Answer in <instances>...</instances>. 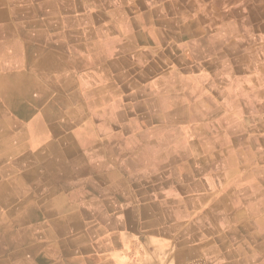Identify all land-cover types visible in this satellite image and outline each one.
Returning a JSON list of instances; mask_svg holds the SVG:
<instances>
[{
	"label": "bare ground",
	"instance_id": "obj_1",
	"mask_svg": "<svg viewBox=\"0 0 264 264\" xmlns=\"http://www.w3.org/2000/svg\"><path fill=\"white\" fill-rule=\"evenodd\" d=\"M97 1L99 2V0ZM130 1L133 0H109L107 6H103L93 15L92 18L98 25L95 28L90 26V29L82 32V36H94V41L89 44L76 45L72 51L77 64L82 65L96 61L100 62L101 68L89 76L80 77L75 75L76 66L72 62L67 61L66 58H58L54 53L45 54L41 61L34 63L32 69H25L26 63L34 59L41 50L28 43L26 39L20 38L19 34L45 42L48 37L44 35L45 33L43 34V30L41 34L26 32L29 28L28 24L15 25L10 21L13 13L17 17H21L19 14L31 12L32 8L27 0H18V6L14 10H0V257L3 258L0 260V264H43L49 261L54 264H86L87 261L79 257L78 247L89 249L88 239L93 238L94 235H99L104 242H109L105 252L111 250V253L108 254L104 252L106 257L98 256L95 259L96 263L122 264L123 261L119 254L120 246L114 239L115 233L107 231L116 224L109 228H106L104 224L110 221L119 223L121 216L124 218L122 211L114 212L112 215L106 212L108 204L112 207L110 204L111 197L104 200L97 196L91 199L88 197L90 193L95 195L96 192L100 195L125 193L123 190L129 186L128 178L120 169L118 172L113 171V168H117L113 164L114 154L117 149H124L125 152L132 150L138 143L139 132L142 127L149 128L151 133L155 129L149 122L152 119L160 122L162 127L167 126V131L162 132L161 138L159 134L151 136V141H155L156 145H159L160 142V145L162 144L161 151L156 157L158 159L156 163L164 165L168 170H181L172 173L170 178L176 177L188 192L187 196L184 197L181 192L171 190L166 197L176 201L177 207L186 209V204L199 206L208 196L202 191L206 187L204 178L199 177L189 181V178L197 171L205 172L206 176H209V167L212 163L210 157L207 158L201 153L206 152V148L210 149V139L203 137L204 140L200 141L196 137L197 132H207L209 128L200 122H197L199 125H193L192 110L210 112L212 124H216L219 119L229 123L228 115L223 116L221 105L207 97L202 85H186L182 83L184 77L178 73H175L176 78L170 84L168 81L159 80V78L153 79L155 95L142 97L139 104H137L138 102L133 103L131 97H135L138 92L145 88L138 85L136 80L131 77V73H138L139 76L143 75V77L149 74L153 75L164 54L159 53L152 60H148L149 56L144 49L135 56V59L130 61L129 56L135 47L134 45L138 43L137 36L134 34L135 24L137 20L146 21L143 24L148 23L147 14L141 15L140 13L141 7L147 3V0H134V4H131ZM42 3L48 9H55V13H59L61 10L62 13H65V10L79 7L78 2L70 0L60 2L43 0ZM192 3L193 1H189V5ZM114 5H118V7L115 8ZM227 6L228 4L225 5V8ZM2 7H4L3 0H0V8ZM173 7H177L174 2ZM36 10L34 9V11ZM127 12H135L136 18L132 17L131 20L125 15ZM210 13L213 14L214 10H211ZM181 14V20L178 21L164 19V17L159 20L165 29H154L159 39L164 40L168 37L169 30H173L175 26L181 29V36L178 35V39L183 36L191 39L201 35L199 43L194 42V46L198 47L204 56L213 57L215 62L221 59L218 64L219 68L213 73L215 78H206L211 87L217 92L235 91L236 93L226 92L231 102L234 101L235 96L240 97V93H249V90L256 91V86L251 87L255 85L256 79L250 78L248 81L238 83L233 77V74H237L238 69L245 70L247 68L250 53L238 55L243 57L241 63L244 68H240L239 63L229 62L225 59L228 57L225 47L221 48L223 50H217L219 42H223L226 47L229 44L228 47L233 52L237 49V43L228 42L226 44V37L224 39L222 35H209L210 32L205 30H200V32L194 30L191 25L205 22L203 15H197L187 24L183 18V13ZM65 19L63 21L65 25L91 22L90 16H81L78 20L69 17H65ZM149 19L152 21L151 16ZM212 19L209 20L211 25L215 23L214 17ZM58 23L59 16L58 18L52 17L44 23L40 20H34L30 26L43 29V24L48 26L58 25ZM245 24L241 21L240 26H245ZM151 27L147 29H153ZM7 36L11 38L6 39ZM176 36H173L172 39ZM70 38V36H65L64 41L66 42ZM78 54H83L84 58L81 60L76 58ZM109 56L111 57L109 66L113 70L119 69L121 66L128 69L127 72L120 73L115 80L111 77L110 71L106 69L105 58ZM186 57L188 56L186 55ZM140 62L146 64L141 65ZM169 70L171 69H168L161 77H165ZM124 73H129V76ZM224 74L226 78L223 79L226 81L217 79L222 78ZM116 81L123 82V90H131L129 100L125 99L124 95L126 94L123 95V91L118 88ZM62 91L68 92L69 95H64L65 92ZM195 93L200 95L197 96ZM71 101L80 103L81 107L71 111L67 110V112L63 111L62 107L69 106ZM235 103L239 104L238 102ZM84 109L90 110L95 118H102L103 126L95 129L92 127L93 121L83 117L77 128L71 129L69 133L60 134V128L70 124V117H77ZM152 109L156 110L155 114ZM49 120H56L57 123L46 126L45 124ZM110 127L124 131V140L114 143L109 137L103 139L99 137L100 131ZM52 134H59L57 141L49 138ZM198 136L201 135L198 134ZM231 141L233 148L232 138ZM243 145L244 142L239 144L241 148ZM164 148L165 150H162ZM247 150H237L235 155H227V157L222 158V161L224 163L236 162L237 155H241L244 158L243 161L249 162L252 156ZM220 154L224 156L229 153L221 149ZM48 156L51 160L45 163L44 160ZM90 159L95 162L88 167L89 170H85ZM185 159L188 161L186 162ZM231 169L241 173L238 165L237 169L234 166ZM94 172L100 173L94 177L95 180L92 176ZM73 174L75 177L70 178ZM81 174H83L82 177L79 176ZM158 175L159 170L155 168L148 176L152 183L155 176H157L156 182H164L165 179L163 177L160 179ZM181 175L182 177L186 176V179H182ZM211 177L213 179V176ZM250 178L252 177L240 176V181L235 182V188L242 191L248 199L253 200L260 194V184L256 180L257 183L253 184V182V185H250ZM221 179H224L222 175ZM27 181H32L35 186L41 188H36V191L38 197H44L46 207L40 208L39 203L41 201L37 202L29 195L26 189ZM101 182L105 183L107 187L102 188ZM87 188L91 189V192ZM68 189H70L69 194L63 193L64 190ZM224 202L222 196L215 202V208L218 205H223ZM153 205L141 203L138 214L140 217H149L152 224H157L161 214H153L156 212V206ZM240 212L242 210L238 209L235 215L241 216L242 213ZM43 216H49L46 222H40L36 227L29 228V222L41 221ZM85 217L93 218L96 223L88 227L84 221ZM15 220H22L27 223V226L22 230L15 229ZM101 221L103 223H100ZM215 231H218V226L212 227L211 232ZM240 231L242 230L240 229ZM33 239L40 242L33 246H26ZM46 242L49 244L47 245ZM74 243L76 246L73 245ZM151 243L155 246L151 250V257L154 258L155 263L151 261L147 264H159L156 259L160 258L158 254L160 255L159 252L167 247V242L156 237ZM146 249L149 250L150 247L146 246ZM206 251L210 255L217 253L212 245H209Z\"/></svg>",
	"mask_w": 264,
	"mask_h": 264
},
{
	"label": "crops",
	"instance_id": "obj_2",
	"mask_svg": "<svg viewBox=\"0 0 264 264\" xmlns=\"http://www.w3.org/2000/svg\"><path fill=\"white\" fill-rule=\"evenodd\" d=\"M27 1L32 8L31 12H23L19 14L21 17H17V15L13 13V17L11 16L10 21L15 25L23 23L28 24L29 28L26 32L41 34L43 30V34L45 33L44 35H47L48 40L45 42L40 39L28 38L19 34L20 38L26 39L28 43H31L34 47L41 50L34 59H31L26 63L25 69H32L34 63L41 61L43 56L47 53H54L58 58H66L67 61L72 62V64L76 66L75 75L79 77L89 76V74H93L98 71V68H101L100 62L96 61H91L82 65L77 64L74 60V52L72 50L76 45L89 44L94 41V36L87 35L83 37L82 32L90 29V26L95 28V26L98 25L92 17L100 8L105 5L107 6L109 0H99V2L97 0H70L78 2L79 7H74L68 11L65 10V13H62V10L59 11V13H55V9H48L42 3L43 0ZM52 1L60 2L62 0ZM17 2L18 0H3L4 7L0 8V10H14L18 6ZM133 2L134 0L130 1L131 4H134ZM173 2L174 4H177L176 8H172ZM194 4L195 3L193 2L192 5H189L188 0H147V3L141 7L140 13L141 15L147 14L148 23L143 24V22L146 21L138 20L137 23L135 22L134 34L137 36L138 43L134 45L135 47L133 48L129 59L130 61L131 59H135V56L141 53L144 49H146L149 56L148 60H152L154 57L158 56L159 53H163L164 56H162V61L158 64V68L153 75L149 74L143 77V75L139 76L138 73H131V77L136 80L138 85L145 88L141 92H138L135 97L131 98L134 101L133 103L138 102L137 104H139L142 97H151L155 95L152 83L153 79L159 78V80L162 79L168 81V84H170L176 78L175 73H178L184 77L182 83L186 85L190 84L192 86L202 85L207 97L215 100V102L221 105L222 114H224V117L228 115L227 119L229 123L225 120L219 119L216 124H212V115L210 112H196L194 109L192 110L193 125H199L197 122H200L202 125H207L209 128V130H207L208 133L206 131L197 132V139L201 141L204 140L203 137H208L207 139H210L211 143L210 149L206 148V152H201L203 156L207 158L210 157V160H212L211 166L209 167V176H206L205 172L197 171L189 178V181H193L195 178L201 177L202 179L204 178V182L206 183V187H204L206 189L203 188L202 191L203 194L208 196H206L199 206L186 204V209H181L175 205L177 204L176 201L170 200L166 197L171 190L181 192V195L184 197H186L188 193L187 189L182 187L181 182L178 181L176 177H173L172 179L170 178L172 173H175V171L177 173L181 170H168L164 165L156 163L158 161L156 157L161 151L162 144L160 145V142L159 145H156L155 141H151V136L159 134V137L161 138L162 132L167 131V126L162 127L160 122H157L156 119H152L149 122L152 123V126H154L155 129L150 133L149 128L142 127L139 132L138 143L132 150L129 152H125L124 149L116 150L113 157V164H115L117 168H113V171L118 172L120 169L123 174L127 176L129 186L123 190L125 193L121 195H100L96 192L95 195L90 193L88 198L91 199L92 197L97 196L101 200H104L111 197L110 204L112 207L108 204V210H106V212L112 215L114 212L122 211L124 218L120 215L121 221L119 223H114L113 221L104 223L106 228L116 224L113 228L107 229V231H113L115 233L114 239L116 240L117 245L120 246L119 254L123 261L122 264H147V262L151 261L155 263L154 258L151 257V250L155 246L152 245L151 241L156 237L164 239L165 242H167V247L161 250L162 253L159 252L160 255L158 254L160 258L156 259L159 264H264V18L263 16H258L262 15L258 11L251 13L250 20L253 22V31L260 32L256 37L257 41L259 38L261 41L250 48L249 53L251 56L247 60L249 65L246 66V69H249V72L242 75V69H238L237 74H233L234 80H237L238 83L242 80L248 81L250 78L256 79V82L254 83L255 85L251 86H256V91L249 90V93H240V97L237 98L235 96L234 101L231 102L226 92L236 93L235 91L223 90L217 92L211 87L209 81L206 80V78L210 79L215 75L213 73L219 68L218 64L221 59H218L217 62H215L213 57L204 56L202 51L194 46V42L197 44L199 43L198 41L200 40L201 35L192 37L191 39L185 36L178 39V35L181 36V29L178 26H175L173 30H169L168 37L164 40H160L154 31V29L165 30L159 22L163 17L164 19L178 21L181 20V13H183V18L185 22L187 21V24L192 21L193 18L197 17V15L205 14L208 17L210 12L207 14V11L203 12V10H197L198 8H195ZM114 7L117 8L118 5H114ZM251 7H253V4ZM34 9L37 10L34 11ZM217 10L218 12L213 14L220 16V13L222 14L223 12L220 9ZM107 11L108 9L106 12ZM155 14L156 16L154 17ZM125 15L131 20L133 19L132 17L136 18L137 16L135 12H127ZM58 16V25L46 26L43 24V29L30 26L34 20H40L44 23L50 18H58ZM81 16H90V24L79 22L76 25H65V22H63L66 20L65 17L78 20ZM149 16L152 17V21L149 19ZM220 18H218V20H220ZM145 25L147 26L145 27ZM191 26L194 30L199 32L200 30H205L208 33L210 32L209 35H222L224 39L227 34L224 25H211L207 19H205V22L202 21L197 25ZM148 27L153 29H147ZM65 36H70L71 38L65 42ZM173 36L176 37L172 39ZM11 37L7 36L5 38L9 39ZM224 47V43L219 42L217 50ZM165 48L167 49L164 50ZM186 55L188 57H186ZM76 58L81 60L84 58V55L78 54ZM105 59L106 69L110 71L111 77L114 78V80L117 79L120 73L122 74L123 72L128 71L127 67L124 66L113 70V68L109 66L111 57L109 56ZM242 60L243 57L240 56H234L231 59L229 58V62L235 64L239 63L241 65L240 68H244L241 63ZM140 63L141 65L146 64L143 62ZM235 64H233V67H235ZM168 69L171 70L166 73L165 77H161ZM124 74L129 76V73ZM223 78H226L225 74L222 78L217 79L225 80ZM147 80H149V82H147ZM251 82L253 83V81ZM116 85L123 91V95L126 94L124 95L126 97L125 99L129 100L128 97L131 95V90H123L122 81H116ZM62 92H65L64 95L67 94L66 96L69 95L66 91ZM195 94L197 96L200 95L197 93ZM235 102H238L239 104ZM70 103L69 106L62 107L63 111L67 112V110L71 111L75 108L81 107L80 103L76 101H71ZM153 112L155 114L156 110H153ZM244 112L255 114L253 115V121L245 120L243 116ZM83 117L87 120L93 121L94 124L92 127L95 129L101 128L104 124L102 118L97 119L92 115L90 110L87 111L84 109L77 117H70V124L66 127H61L60 134L69 133L71 129L77 128L81 124ZM55 123H57L56 120H49L45 125L50 126ZM221 130H223V132H220ZM198 134L201 136H198ZM99 137L102 139L109 137L114 143L115 141L121 142L124 140L125 132L110 127L100 131ZM230 137L233 139V148ZM49 138L53 141H57L59 134H52ZM241 142H244L243 148L239 146ZM221 149L229 154L222 156L220 154ZM162 150H165V148ZM237 150H247L252 156L251 161H243L244 158L241 155H237L236 162L232 161L224 163L222 161V158L227 157V155H235ZM49 160H51V158L48 156L44 161L47 163ZM185 160L186 162L188 161L187 159ZM94 162L93 159H90V162L86 164L87 167L85 166V170H89L88 167ZM237 165L241 173H238V170L234 171L235 169H231L232 166L237 169ZM241 167L244 169L242 170ZM155 168L159 170L158 176L160 179L162 177L165 179L164 182H156L157 176L154 177L153 183L151 182L148 175ZM94 173H92L93 178L100 174L99 172ZM221 175L224 179H221ZM243 175L252 177L250 178V185L257 183L256 180L260 184V194L253 200L248 199L243 195L242 191L235 188V182L240 181V176ZM79 176L82 177L83 174ZM211 176H213V179ZM73 177H75L74 174L70 176V178ZM180 177L184 180L186 179V176L182 177L181 175ZM100 186L102 188L107 187L103 182L100 183ZM36 188L41 189L39 186H35L34 182L27 181L26 189L28 190L29 195H31V197L37 202L41 201L39 207L44 208L46 207V201H44V197H38ZM87 190L91 192V189L87 188ZM69 192L70 189L63 191V193L66 194H69ZM222 196L225 201L224 204L218 205L215 208V202ZM141 203H147L150 205L154 204L153 206H156V212L153 214H161L157 220V224H152L149 221V217H140L138 211ZM213 208L215 209L212 211ZM238 209L242 210V212H240L242 214L239 217L235 215ZM48 218L49 216H43L41 221L33 220L29 222V228L36 227L40 222H46ZM84 221L88 227H91L90 225L96 223L91 217H85ZM100 223H103V221ZM14 225L15 229L22 230L27 226V223L22 220H15ZM213 226H218V231L211 232ZM239 228L242 231H240ZM39 242L40 241L33 239L26 246H33ZM88 242L90 243L89 249H81L77 246L79 248V257L86 260V264H97L95 259L98 256L103 255L102 257H106V255H104L105 253H111V250L105 252L109 242H104L103 238L99 237V235H94L93 238L88 239ZM46 244L48 245L49 242H46ZM73 245L76 246L75 243ZM209 245H212L215 248L217 251L216 254L210 255V253L206 251ZM146 246L150 247V249L147 250ZM195 249L197 251H194ZM2 259L3 258L0 257V260ZM43 264L54 263L49 261Z\"/></svg>",
	"mask_w": 264,
	"mask_h": 264
},
{
	"label": "rangeland",
	"instance_id": "obj_3",
	"mask_svg": "<svg viewBox=\"0 0 264 264\" xmlns=\"http://www.w3.org/2000/svg\"><path fill=\"white\" fill-rule=\"evenodd\" d=\"M188 1H193L195 3L194 4L195 8H198L197 10H203V12L207 11V13H209L211 10H215L214 13H216V12H218L217 9H220L223 12L222 14L220 13L222 15V16L220 15L221 18H220V16H218L216 14L213 15V17L215 19L214 24L215 25L222 24L225 26V29L227 32V34L225 36L226 37V39H225L226 43L234 42V43H237V45H238V46L236 45L237 49H235L234 52L233 51L229 52V51H231V49L228 47L229 44L227 45V47L225 46V50L228 52V55H227L228 57H226V59L228 61H229V58L231 59L234 56H238V55L250 52V48L261 41L260 38L257 41L256 35L260 34V32L259 31L255 32V30L253 31V28H252L253 22L250 20V17H251L252 12L258 11L262 14V15H258V16L259 17L263 16V18H264V0H252V1L251 0H188ZM227 4H228V6L225 8V5H227ZM252 4H253V7H251ZM197 10H195V11H197ZM239 13H240V15H239ZM203 16L207 20H213L212 19L213 17H211L212 13H210L208 15V17H206L205 14ZM217 17L220 18L219 22H217L218 21ZM243 20H245V21H243ZM241 21L246 23L245 26H240ZM214 24H212V25H214ZM239 27H240V29H239ZM221 50H223V49H221ZM248 72H249V69L242 70V75H244L245 73H248ZM253 115H255V114H252L250 112H247V113L244 112L243 113L245 120L254 119Z\"/></svg>",
	"mask_w": 264,
	"mask_h": 264
}]
</instances>
